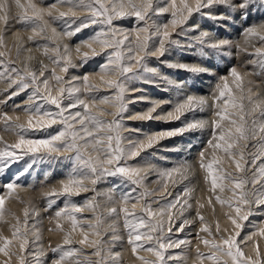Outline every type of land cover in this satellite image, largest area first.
Segmentation results:
<instances>
[{
    "label": "snow or ice",
    "instance_id": "1",
    "mask_svg": "<svg viewBox=\"0 0 264 264\" xmlns=\"http://www.w3.org/2000/svg\"><path fill=\"white\" fill-rule=\"evenodd\" d=\"M13 3L17 22L24 27L11 37L6 35L12 5L9 0H0V83L5 84L3 92L14 89L0 99V104L27 92V107L21 108L26 117L22 123L19 115L0 112L4 130L17 136L11 144L0 137V225L8 224V217L15 221L10 224V238L0 232V254L7 258L0 264H12L13 257L18 264H123L122 253L107 249L103 240L109 217L123 220L126 246L138 264L181 260L184 252L170 250L193 247V232L197 241L195 264H264L258 245L254 256L245 255L241 247L254 235L264 237V228L241 237L244 222L257 214L254 210L264 211V163H257L264 159V98L254 99L256 94L245 86L251 73L230 67L227 75L217 78L210 96L186 95L174 103L145 95L131 98L130 92L143 93L147 89L128 87L132 81L158 88L163 85L165 91L183 86L158 67H151L152 58L168 69L194 76L209 72L201 63L166 59L173 51L194 50L201 58L230 54L224 50L233 46L232 41L209 31H197L199 25L189 21L194 16L213 21L230 19L214 14L213 10L220 6L230 11L249 7L264 10V0L259 5L253 0H57L47 6L34 0ZM128 18H134L131 28L114 23ZM92 26L98 27L87 39L73 47L64 43ZM22 32L30 34L25 38ZM241 36L242 43L235 45L237 50L248 52L252 46L256 59L249 62L264 68V22L247 25ZM9 39L14 41L11 47ZM255 41L261 46L255 47ZM34 50L47 62L33 55ZM101 56L95 71L65 78L70 69L83 67ZM101 90L111 91L98 95ZM136 101H148V106L128 119L169 123L181 121L187 113L214 109L211 138L199 153L208 193L205 202L195 195L192 184H186L172 197L169 184L175 186L188 178L192 166L187 162L156 169L157 179L152 183L160 187L155 190L146 181L148 173L155 169L151 159L162 150V141L201 131L209 121L184 119L179 127L143 133L124 124L128 105ZM164 104L171 107L164 109ZM12 107L15 111L20 105L14 103ZM126 131L141 135L126 137ZM249 141H259L251 145L254 152L249 149ZM57 164L68 165L67 172L59 187L45 193L43 211L51 212L47 219L52 226L47 231L62 236V242L56 246L49 243L47 250L53 257L45 261V218L40 210L26 204L21 220L6 205L9 200L25 203L18 192L27 190L22 178L40 165ZM233 166L239 175L228 170ZM253 168L256 170L249 177L246 173ZM111 178H115L113 183L130 185V189L121 190L117 196L115 188H97ZM82 193L92 195L75 199ZM105 204L107 207H103ZM206 204L213 215L219 205L230 226L222 227L219 219L209 222L201 213ZM194 207V215H186ZM85 212L91 217L84 216ZM194 223L196 228L191 227ZM112 239L123 238L114 235ZM200 245L207 251H201ZM85 248L93 249L92 253L86 255Z\"/></svg>",
    "mask_w": 264,
    "mask_h": 264
},
{
    "label": "rangeland",
    "instance_id": "2",
    "mask_svg": "<svg viewBox=\"0 0 264 264\" xmlns=\"http://www.w3.org/2000/svg\"><path fill=\"white\" fill-rule=\"evenodd\" d=\"M23 2H26V0H22V3ZM34 2L40 3L43 6H47V5L56 3L57 0H34ZM236 2H239V0H236ZM260 2H261V0H253V4H256V5H259ZM9 3L12 5V11L10 13L11 18L9 20L10 32H7L6 34H9L11 32L14 33L17 30H20L24 27L21 23L17 22V16H16L17 10L15 9L13 0H9ZM213 11H214V14L217 13L218 15H222L225 17L229 16L230 19L220 20L221 21V24H220L219 20H218L219 21L218 22V21H213V20L207 19L206 17L194 16L189 21V23L191 24L192 21H195V23L199 25L200 30L203 29L205 31L212 32L215 34L216 37H218L220 39L232 41L233 39H235L234 36H236V37H238V39H237L238 42L242 43L241 32L247 25L258 24L260 22H264V10H261L258 7L257 8L249 7L247 9H236V10L230 11V10L224 8L223 6H220V7L215 8ZM241 13H243V15H241ZM254 16H256V18ZM232 17H234V19ZM81 18H83V17H81ZM158 19H166V17H160ZM133 21H134V18H128V19H122V20L114 21V23L117 25H121L125 28H131L134 26ZM241 21L243 22V25H241L244 27L243 29H242V27L237 25ZM216 25H218V26H216ZM214 26H216L218 28H216ZM97 27L98 26L89 27L88 29L83 30L82 32L78 33L77 35L73 36L72 38L65 40L64 43L68 44L70 47H73L79 41L87 39L88 36L90 34H92ZM199 29H197V31H199ZM28 34H30V33L22 32V35H24L25 38ZM13 43H14V41L11 39H9L7 41V44L9 47H11ZM41 43H43V41H41ZM254 44H255V47L261 46L259 41H255ZM28 46H32V45L29 44ZM83 50H85V49H82V51ZM224 51L228 52V53L231 52L230 48H225ZM235 52L236 53H234L233 55L231 53L229 55L209 54L206 58H201L198 54H195L194 50H191L190 52L173 51L172 54L171 53L169 54V58H170L169 61H171V59H172L171 55H175V56H173L175 60L177 58L179 60L182 58L181 60L183 61L185 59L184 60L185 62L189 61V63L190 62L191 63H194V62L195 63H201V66L206 67L209 70H212L210 73L211 74L212 73L217 74L218 77L223 76V75H227L230 67H236L238 70L240 69V71L242 73H251V75L246 77L245 86L250 87L253 93L255 92L256 95L253 98L254 99L264 98V68H261L259 66V64H253V63L249 62L251 60L256 59L255 54H254V48L252 46H249L248 52H239L235 46ZM33 53H34L33 55H35L38 59H45V62H47L46 58L42 57L39 52H36L34 50ZM12 56H13V59H15L14 51L12 53ZM102 59H103L102 56L96 57L92 60H89L88 63L85 64L83 67H77L75 69H70L69 73L67 74V76L65 78L67 79L68 76H80V75L84 74L85 72L95 71L96 65ZM161 59H163V58H161ZM75 62L78 65L80 63V61L78 59H76ZM150 66L151 67H158L162 72H164L166 75H168L170 79L175 80L178 84H182L183 86L180 89L173 88L171 90L165 91L163 85H161L158 88V87H155L152 85L144 84L142 81H132L128 84V87L130 89H132V88H144V89H147V91L143 92V93H141V92H130L129 96L131 98H135V97L140 96V95H145L151 99H166V100H170L174 103L177 100L183 99L186 95L201 94L200 96H210L212 91H213V88L216 84L217 78H218V77L214 78L213 77L214 74L211 75L208 72H205V74L207 73V74L211 75V78L210 77L204 78V76H205L204 73H202L204 76L202 74L194 76L191 73H187V72L183 73L182 70L168 69L164 65L158 64V62L156 61L155 58H152L150 60ZM250 66H252V67H250ZM249 69H251V70L253 69L252 72ZM184 74H185V76H184ZM201 79H205V80H207V82H209V83H207L208 86H206V89L203 93H202V91L204 89H202V87L204 85L203 84L204 80H201ZM211 80H212V82H211ZM249 81H250V84L248 83ZM74 83H79V81H74ZM4 88H5V84L0 83V92H2V95H0V99H3L5 96L8 95V92H11L14 90V89H9L8 92H3ZM207 88H208V90H207ZM28 91H30V90H28ZM110 91L111 90H101V92L98 93V95L109 94ZM26 100H27V92L20 93L18 96H15L11 100H8L6 104H0V112H7L8 115L13 116V117H15V115H19L20 116V122L22 123V122H24L26 117L21 112V108L27 107ZM14 103L20 105L19 108L15 109V111H13V107H12V105ZM210 103H211V101H210ZM147 106H148V101H136L135 103L129 104L128 105L129 111L124 114L125 115L124 124L129 129H141V132H143V133H151V132L154 133V132H158L161 129L179 127L184 119L190 120V119H194V118L195 119L200 118V119L209 121V126L206 127L205 129L201 130V131H193V133L192 132L185 133L184 136H176L178 139L181 138L179 140L176 137H172L171 139H167V140L162 141L163 149L161 151L157 152L156 156L151 159V163L153 162L152 164H154L156 169H159V170H161V169L163 170L164 166H166V167H164V169H166V168L169 169L170 167H172L176 164H182L185 162L190 164L192 167L189 170V175H188L187 179L176 184L175 186H172L171 183L169 184V187H170L169 190L172 192V197H174L177 192H179L181 189H183L186 184H192L196 189L195 195L200 197V198H201V196L202 197L204 196L206 199L207 195H208L207 190H206L207 186H206L205 180H204V172L199 167V153L201 150H204L207 147V141L211 138L212 128L210 125H211V120L213 119L212 112L214 111V109L208 108L204 111H196V112H192V113H187L186 116L182 118L183 120L169 122V123H164V122H160V121H142V120H138V119H128L127 118V117H130V116H133L137 113L142 112ZM170 107H171V104H164L163 105L164 109H168ZM200 133H202V135ZM123 135L126 137H135V136L141 135V133L135 132V131H126L123 133ZM0 137H3V140L5 142H7L8 144L14 143L17 140V136L14 132L4 130V123L2 120H0ZM184 138H185V140H183ZM168 140H170L169 141L170 143L168 142ZM258 142L259 141H249V149L254 152L255 149H252L251 145L258 143ZM181 144H182V146H181ZM183 146H185V147H183ZM167 147H169V148L178 147V148H180V150L179 151H172L173 152L172 153L169 150H166V149H169ZM181 149H183V150H181ZM195 149L197 151H195ZM150 151H155V150H150ZM168 152H170V153H168ZM210 152H211V150L209 149L208 153H210ZM208 153H206V155H208ZM163 154H164V156H162ZM184 154H185V156H183ZM142 155H146V154H142ZM170 157H171V159H170ZM164 158H166V159L164 160ZM139 159L140 158L138 157L137 160H139ZM135 162L136 161H130V163H135ZM257 163L258 164L264 163V159H261ZM167 164H169V165H167ZM161 166H162V168H161ZM13 167L18 168L19 166H13ZM157 167H159V168H157ZM226 167H227V165H226ZM233 167L228 169V170L233 171V173L236 175H239V173H235V170ZM67 168H68V165L61 166L59 164H57V165H40V166L36 167L34 172H32L27 177L22 178V179H24L25 184L27 185V190L26 191L18 190L20 199L25 201V203H20L19 200H9V202L6 205V207L10 208L13 213H15L17 216H19L21 218V220H23V209H24L26 204L29 207L34 206L35 208L40 210L41 217L45 218L44 222H43V241H42V243L44 244L46 250L48 249L49 243H51L52 246H56V244L62 242V236L57 235V234H52V233H49L47 231V229L49 227H51L52 224L47 219V217L51 215V212L50 211L49 212L43 211V209L46 205L45 193L48 192L52 187H59V181L64 179L66 172H67ZM154 170H153L154 174L152 171L149 172L150 173V174H148L149 179L147 178V181H146L147 184L149 183L148 185H149L151 190H155L158 187H160L159 184L156 185L155 183H152V181L157 179V176L154 177V175H156ZM255 170L256 169L253 168L251 170V172H247L246 174H248V175L250 174L249 175V177H250L252 175V172H255ZM114 180H115V178H111L108 182H106L104 184L97 185V188L100 190H104V191H108L111 188H115V192L118 196L119 194H121V190L127 191L131 187L130 185L120 184L119 181H115V183H113ZM262 183H264V182H262ZM259 187H260V185H256V188H259ZM90 195H92V193H82L80 197H77L75 199L80 200V199H83L85 196H90ZM165 195H167V194H165ZM225 195H227V193H225ZM172 197H168V198L171 199ZM205 199L201 198V200L203 202H205ZM153 206L157 207L158 205H153ZM218 206L219 205H216L215 215H213L211 209L209 207H207V204H206L205 208L201 210V213L203 215H205L206 219H208L209 222H214L217 219V217L219 218V216L220 217L223 216V218L221 217L220 219L225 220L226 218L224 217V210H222L220 208V206L219 207ZM103 207H107V205L105 204V205H103ZM262 207H264V206H262ZM220 210H222V211H220ZM254 211L256 213L257 212L258 213L250 216L249 220L244 222V227H243V230L241 232V237L245 236L246 234L253 233V232L256 233L258 229L264 228L263 227L264 226V220H263L264 219V211L262 212L261 208H257ZM194 212H195V207L193 208L192 212L186 213V215H194ZM259 213L261 214V216L262 215L263 216L260 217ZM83 215L86 217H91V213H89V212H85V213H83ZM257 219H260L259 222H257L259 225L256 226L253 224L250 226V224H252V221H253V223L255 222V224H257L256 223V221H258ZM250 220H252V221H250ZM8 221H9L8 224L0 225V232H2L3 235L8 236L10 238L11 237L10 224L15 223V221L11 217H8ZM30 223H31V220H30ZM221 226H222V224H221ZM191 227L196 228L197 225L194 223ZM248 227L250 229H248ZM113 228L116 229L115 232L113 231ZM252 228H256V229H252ZM186 231H188L187 228H186ZM114 235H119L123 239L113 240L112 237ZM179 235L183 236L184 234L179 233ZM201 235H204V234L201 233ZM256 236H259V235H255V237ZM194 237H195V233L193 232V247H190L186 250L184 248L172 249V250H170V252H176V253L184 252L185 253L184 257H187V256L189 257V254H191V255L193 254L192 256L195 258L196 253H195L194 246L197 243V241L194 239ZM256 238H254L255 240L253 239V242H255L256 245L259 246V248L261 249L260 251H261L262 255H264V250H263L264 246L261 247ZM259 238H260L259 242H264V240H263L264 237H259ZM103 240L106 242V248L111 250L112 252H118V251L119 252H125L128 255H130L132 258L134 257L132 255V253L130 252V250L126 246V230L123 227V220L122 219L119 221H114L112 217H109L107 219V221L105 223V231H104V235H103ZM247 245L248 244L246 243L245 246L243 244V245H241V247L243 249H245V247ZM77 247H79V246L77 245ZM200 247H201V251H207L206 249L204 250L203 245H200ZM92 251H93V249H91V248H85L84 249V253L86 255H90L92 253ZM244 251H245V255H246L247 252H246V250H244ZM25 255H27V253H25ZM130 256L129 257L128 256L122 257L123 264H125V263L131 264V262L133 260H129V259H131ZM52 257H53V253L50 250H47V254L43 258L45 261H47ZM184 257H182L181 260H179V261H171L170 264H184L183 263ZM149 258H151V257H149ZM6 259H7L6 257H4L2 254H0V261L6 260ZM28 259L30 260L31 257H28ZM92 259L95 260L96 257H92ZM134 262L132 264H138V263H134ZM12 264H18L15 257L12 258ZM26 264H27V261H26Z\"/></svg>",
    "mask_w": 264,
    "mask_h": 264
},
{
    "label": "bare ground",
    "instance_id": "3",
    "mask_svg": "<svg viewBox=\"0 0 264 264\" xmlns=\"http://www.w3.org/2000/svg\"><path fill=\"white\" fill-rule=\"evenodd\" d=\"M233 2L236 3V0H233ZM245 12H246V11H245ZM215 14L218 15L217 13H215ZM252 15H253V14H252ZM228 17H229V16H228ZM254 17L256 18V16H254ZM232 18L234 19V17H232ZM244 19H245V18H244ZM205 20H206V19H205ZM219 21H220V20H219ZM219 21H218V22H219ZM242 21H243V20H242ZM242 21H241L239 24H237V25H239V26L242 27V29H243L244 27L241 26V25H243V22H242ZM250 21H251V20H250ZM198 22H199V21H198ZM225 23H226V22H225ZM228 23H229V22H228ZM220 24H221V21H220ZM229 24H230V23H229ZM232 24H233V23H232ZM216 26H218V25H216ZM216 26H214V27H216ZM227 27H228V26H227ZM216 28H218V27H216ZM199 30H200V29H199ZM201 30H203V29H201ZM8 32H10V30H9ZM12 34H13V33L11 32V33L6 34V35L9 36V37H11ZM231 34H232V33H231ZM236 34H237V33H236ZM234 35H235V34H234ZM225 37H226V36H225ZM234 37H235V39L232 40V44H233V46L230 48V50H231L230 53H231L232 55H233L234 53H236V52H235V45H236L237 42H238V40H237L238 37H236V36H234ZM223 38H224V37H223ZM230 41H231V40H230ZM238 43H239V42H238ZM33 54H34V53H33ZM171 54H172V53H171ZM185 55H186V54H185ZM38 56H39V55H38ZM171 56H172V59H171L172 62H176L177 60H178V61H181V62H185V61H184V60H185V59H184L185 57L183 58L184 60L182 61V60H181L182 58H181L180 60H179L178 58L175 60L174 57H173V56H175V55H171ZM177 56H178V55H177ZM188 56H189V55H188ZM39 58H40V57H39ZM239 58H240V57H239ZM163 59H165V58H163ZM166 59L170 60V58H169V54H168V56L166 57ZM188 59H189V58H188ZM237 61H238V60H237ZM185 63H189V61H188V62L186 61ZM190 63H191V62H190ZM194 63H195V62H194ZM244 65H245V64H244ZM249 65H250V64H249ZM249 65H248V66H249ZM250 67H252V66H250ZM247 70H248V69H247ZM249 70L252 72L253 69H252V70L249 69ZM211 71H212V70H209L208 73H210ZM239 71H240V69H239ZM183 73H184V71H183ZM185 73H186V72H185ZM201 74H202V73H201ZM210 74H211V73H210ZM213 74H214V73H212L211 75H213ZM202 75H203V74H202ZM204 75H205V76H204ZM204 75H203L204 78H207V77H210V78H211V75H209V74H207V73H206V74L204 73ZM184 76H185V74H184ZM213 77H214V78H215V77H218V75H217V74H214ZM200 78H201V77H200ZM210 78H209V79H210ZM201 80H204V83H203L204 85H203V87H202V89H204V90L202 91V93H203V92L205 91V89H206V86H208L207 83H209V82H207V80H205V79H201ZM212 80H213V79H212ZM212 80H211V82H212ZM213 83H214V82H213ZM199 88H200V87H199ZM207 90H208V88H207ZM209 90H210V89H209ZM200 91H201V90H200ZM254 93H255V92H254ZM197 94H198V93H197ZM193 95H195V94H193ZM200 95H201V94H198L197 96H200ZM165 108H166V107H165ZM134 114H135V113H134ZM193 114H194V113H193ZM203 115H204V114H203ZM193 116H194V115H193ZM194 119H195V118H194ZM196 119H198V118H196ZM199 119H200V118H199ZM199 119H198V120H199ZM182 120H183V119H182ZM208 120H209V119H208ZM204 129H205V128H204ZM152 130H153V129H152ZM151 133H152V132H151ZM192 133H193V132H192ZM196 134H197V133H196ZM200 134L202 135V133H200ZM200 134H199V135H200ZM183 136H184V135H183ZM191 137H192V136H191ZM176 138H177V137H176ZM170 139H171V138H170ZM177 139H178V138H177ZM179 139H181V138H179ZM179 139H178V140H179ZM186 139H187V138H186ZM8 140H9V139H8ZM13 140H14V139H13ZM183 140H185V138H184ZM169 141H170V140H168V142H169ZM184 142H185V141H184ZM169 143H170V142H169ZM187 143H188V142H187ZM182 144H183V143H182ZM182 144H181V146H182ZM195 144H196V143H195ZM185 145H186V144H185ZM187 145H188V144H187ZM183 147H185V146H183ZM167 148H169V147H167ZM162 149H163V148H162ZM179 149H180V148H179ZM181 150H183V149H181ZM184 150H185V149H184ZM189 151H190V150H189ZM195 151H197V150L195 149ZM170 152H172V151H170ZM170 152H168V153H170ZM172 153H173V152H172ZM183 153H184V152H183ZM172 155H173V154H172ZM190 155H191V154H190ZM162 156H164V154H163ZM170 156H171V155H170ZM183 156H185V154H184ZM165 157H166V156H165ZM187 158H188V157H187ZM190 158H191V157H190ZM165 159H166V158H164V160H165ZM170 159H171V157H170ZM162 161H163V160H162ZM152 163H153V162H152ZM165 163H166V162H165ZM179 163H180V162H179ZM181 163H182V162H181ZM167 165H169V164H167ZM164 167H166V166H164ZM164 167H163V169H164ZM167 167H168V166H167ZM157 168H159V167H157ZM161 168H162V166H161ZM170 168H171V167H170ZM233 168H234V167H233ZM166 169H168V168H166ZM155 170H156V167H155ZM155 170H154V171H155ZM161 170H162V169H161ZM152 172H153V170H152ZM148 174H150V173H148ZM153 174H154V172H153ZM247 175H248V174H247ZM249 175H250V174H249ZM249 175H248V176H249ZM155 176H156V175H154V177H155ZM148 179H149V178H148ZM148 184H149V183H148ZM156 185H157V184H156ZM154 186H155V185H154ZM169 188H170V187H169ZM171 188H172V187H171ZM201 198H202V199H205L204 196H203V197L201 196ZM205 200H206V199H205ZM202 202H203V201H202ZM207 207H208V206H207ZM218 207H219V206H218ZM207 209H208V208H207ZM217 209H218V208H217ZM220 211H222V210H220ZM262 212H263V211H262ZM257 213H258V212H257ZM222 214H223V213H222ZM222 214H221V215H222ZM218 215H219V214H218ZM218 215H217V216H218ZM259 215H260V217L263 216V215L261 216L260 213H259ZM208 217H209V216H208ZM221 217L223 218V216H221ZM221 217L219 216V218L217 217V219H219V221H220V223L222 224V226H225L226 224H228V225L230 226V223L227 222V221H225L226 219H225V220L220 219ZM224 217H225V216H224ZM255 218H256V217H255ZM257 220H258V221H256V223L259 222L260 219H257ZM263 220H264V219H263ZM250 221H252V220H250ZM253 224L256 225V226L259 225L258 223L255 224V222L253 223V221H252V224H250V226L253 225ZM262 225H263V224H262ZM263 227H264V226H263ZM257 228H258V227H257ZM248 229H250V228L248 227ZM252 229H256V228H252ZM255 232H256V231H255ZM253 233H254V232H253ZM181 234H182V233H181ZM256 237H257V238H256ZM256 237H255V235H254V236L252 237L251 240H248V241L246 242V243L248 244V245L245 247V249H244V250H246V252L248 253V254L246 253V255H253V256H254V254H255V252H254V248H255V246H256V243L253 242V239H254V238H256V239L258 240V243H259V245H260L261 247L264 246V244H263L264 242H259V241H260V238H259V237H261V236H256ZM254 240H255V239H254ZM263 240H264V239H263ZM246 243H245V244H246ZM245 244H244V246H245ZM244 246H243V247H244ZM259 249H260V248H259ZM204 250H205V249H204ZM260 250H261V249H260ZM263 250H264V249H263ZM121 253H122V257H123V256H128V257L130 256V255H128V254L125 253V252H121ZM191 253H192V252H191ZM192 255H193V254H192ZM192 255L189 254V257H188V256H187V257H184V258H183V263H184V264H195V258H194ZM130 258H131V259H129V260H133V261L131 262V264H132V263L135 261V260H134L135 258H134V257L132 258L131 256H130ZM43 259H44V258H43ZM124 261H125V260H124ZM134 263H138V262L135 261ZM125 264H126V263H125Z\"/></svg>",
    "mask_w": 264,
    "mask_h": 264
}]
</instances>
